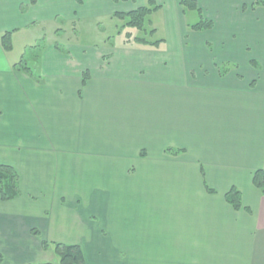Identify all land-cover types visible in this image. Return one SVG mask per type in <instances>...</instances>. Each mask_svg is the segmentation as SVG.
Returning <instances> with one entry per match:
<instances>
[{"label":"crops","instance_id":"crops-1","mask_svg":"<svg viewBox=\"0 0 264 264\" xmlns=\"http://www.w3.org/2000/svg\"><path fill=\"white\" fill-rule=\"evenodd\" d=\"M181 1L171 50L52 46L29 76L0 44V164L20 191L0 200V264L55 259L42 242L79 246L85 264H264V7L193 0L213 24L194 32ZM135 2L0 0V36L13 48L46 20Z\"/></svg>","mask_w":264,"mask_h":264},{"label":"rangeland","instance_id":"rangeland-1","mask_svg":"<svg viewBox=\"0 0 264 264\" xmlns=\"http://www.w3.org/2000/svg\"><path fill=\"white\" fill-rule=\"evenodd\" d=\"M135 4L146 5L147 0H135ZM163 7L151 13L146 19L144 31H132L133 36L143 37L148 41L156 42L164 40L167 43L161 49H175L178 47V35L180 33L177 21V10L174 6V0H161ZM132 5V4H131ZM249 6H247L248 8ZM119 10L128 12L131 8L126 3L118 5ZM181 18L188 25H194L199 20L196 11L185 9ZM118 10V9H117ZM124 21L113 14H103L96 20H59L58 22L46 20L37 26L34 30L22 31L13 37V48L7 55V60L11 63H18L24 60V64L31 69L35 68V58L37 52L56 46L60 49L73 46L92 47L95 50H105L114 46L118 47L124 42L125 31L123 30ZM181 29V26H180ZM57 30H60L57 32ZM155 31L154 35L151 31ZM202 40V37H199ZM131 46L137 44L130 40ZM140 46V45H139ZM261 63V62H260ZM262 64V63H261ZM12 69V68H11ZM13 72H16L12 69ZM45 256V255H44ZM41 261L56 262V259L50 260L46 255Z\"/></svg>","mask_w":264,"mask_h":264},{"label":"trees","instance_id":"trees-1","mask_svg":"<svg viewBox=\"0 0 264 264\" xmlns=\"http://www.w3.org/2000/svg\"><path fill=\"white\" fill-rule=\"evenodd\" d=\"M180 5L185 9L196 11L199 16L198 22L190 27L194 32H203L210 30L213 27L211 21L203 18L200 9L197 7L193 0H182ZM264 7V0H256L251 8ZM160 9L153 0H149L146 6L139 7L133 11L127 13H116L114 17H118L124 21V26H122L125 31L124 42L128 43L130 40L137 45L143 46H156L159 42H150L143 37L133 36L132 31H144V25L146 19L151 13L156 12ZM154 30L151 31L153 35ZM11 34L12 32H5L0 36V44L5 52H10L12 49L11 44ZM58 49V47L55 46ZM12 69L16 72H21L27 75H31V70L29 66L24 64V60H20L18 63L12 66ZM221 75L227 71V66H222L220 68ZM170 153L171 150H166ZM178 153V152H174ZM252 183L255 188H257L261 194L264 196V171L258 170L253 174ZM213 192L212 190H208ZM20 196V191L18 188V176L15 170L7 165L0 164V200L1 202H10L15 200ZM226 202L235 210L241 209L240 194L236 189H231L225 196ZM36 235V232H33ZM53 250L56 262L43 261L35 264H85L81 248L77 245H67L62 243H47L42 242V249L48 251Z\"/></svg>","mask_w":264,"mask_h":264}]
</instances>
